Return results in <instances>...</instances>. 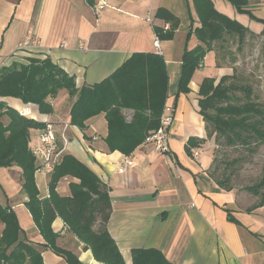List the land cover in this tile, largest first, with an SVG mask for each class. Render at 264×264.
<instances>
[{"label":"crops","instance_id":"0c3cea01","mask_svg":"<svg viewBox=\"0 0 264 264\" xmlns=\"http://www.w3.org/2000/svg\"><path fill=\"white\" fill-rule=\"evenodd\" d=\"M210 1L218 10L217 1L222 0ZM92 2L0 0V67L21 62L16 54L27 49L36 57L50 58L74 77L77 87L93 85L110 76L134 53L158 54L156 29L169 32L173 28L159 38V55L168 80L164 103L174 109L168 128L169 150L159 153L143 143L128 155L108 150L104 113L87 119L84 129L69 124L72 100L66 91L51 99L52 112L48 114L17 98L0 99L24 115L51 122L62 150L77 157L108 186L111 212L107 230L125 264H132L131 251L138 248L157 249L172 264H264V203L246 211L248 202L234 190L220 188L209 175L212 137L206 136L198 112L199 82L209 76L193 72L189 90L177 91L185 33L199 25L193 0H107L98 12L93 11ZM230 6L232 13L227 16L254 33L261 31ZM247 8L251 9L250 3ZM26 40L28 46L20 48ZM207 53L212 65L223 69L222 75L232 73L230 67L216 65L215 51ZM206 59L205 54L202 66ZM126 111L128 118L132 109ZM38 132L29 130V146L38 144ZM189 138L196 143L188 152ZM127 157L132 158L131 165H125ZM48 181L49 174L35 172L41 198L48 195ZM71 181L77 179H60L56 186L59 195L70 194ZM25 199L19 169L0 167V204L13 210L28 241L43 244ZM63 226L60 217L51 224L58 234V247L72 251L82 264H105L96 261L70 231L59 234ZM41 255L43 264H68L48 247Z\"/></svg>","mask_w":264,"mask_h":264},{"label":"trees","instance_id":"16d2710c","mask_svg":"<svg viewBox=\"0 0 264 264\" xmlns=\"http://www.w3.org/2000/svg\"><path fill=\"white\" fill-rule=\"evenodd\" d=\"M237 12L253 16L247 8V0H227ZM199 25L187 31L193 33L201 46L185 47L177 91L187 92L188 83L199 63L208 51H215L216 65L230 67L232 73L215 79L205 77L199 84V114L202 116L206 136L215 144L225 147H243L249 154L264 145V103L257 100L251 84L241 80L233 63L235 57L228 52L229 42L236 40L241 49L246 36L252 32L236 19L218 11L210 0H193ZM264 33V20L261 21ZM173 28L170 29V33ZM158 38L168 31L156 29ZM251 32V33H250ZM167 70L161 55L134 53L110 76L93 85L77 87L74 77L50 58L31 57L27 63L15 62L0 67V97L17 98L23 103L35 104L42 114L52 112L51 99L60 91L71 98L69 124L85 128V121L104 113L107 135L104 140L110 151L130 154L150 130L157 128L168 89ZM126 109H132L127 118ZM46 121H39L20 113L0 99V167L15 166L20 171L24 204L44 239L43 244L26 239L13 210L0 204V264H43L45 247L60 255L68 264H82L72 251L58 247V234L51 224L60 217L67 230L75 235L93 258L105 264H125L116 243L107 230L111 212L108 186L73 154L61 151L57 163L49 174L48 195L39 197L35 182L38 166L29 146V130L40 129ZM58 143V142H57ZM196 142L189 138L186 150ZM58 147L61 146L58 144ZM221 175L216 176L215 166L209 175L225 190H234L230 181L235 169L222 157ZM215 162V157L212 158ZM210 169V168H209ZM77 181L69 182L70 194L61 196L56 186L63 177ZM246 191V192H244ZM237 193V191H235ZM240 196L250 198L246 211L264 203V168L257 180L241 186ZM242 199V198H241ZM249 200V198H248ZM66 230V231H67ZM59 233V232H58ZM132 264H172L157 249L138 248L131 251Z\"/></svg>","mask_w":264,"mask_h":264},{"label":"rangeland","instance_id":"374dc122","mask_svg":"<svg viewBox=\"0 0 264 264\" xmlns=\"http://www.w3.org/2000/svg\"><path fill=\"white\" fill-rule=\"evenodd\" d=\"M247 3H250L251 5L250 12L253 16H250L247 13L236 12L241 16L243 15L252 28H255L256 31H260L263 28L261 21L264 20V0H247ZM217 7L219 11L225 14L231 15L232 13V7L226 1H217ZM252 34L254 36H246L241 49L237 48L236 40H233L228 43L229 48L227 50L228 52H231L236 59L233 63V68L238 76H240L241 80L244 82L252 85L254 96L257 97L258 101L264 103V33L260 34V32H252ZM184 45L188 49H192L198 45L201 46V42L193 33L188 36L186 32ZM16 55L20 56L22 63H27L28 58L35 57V54L27 49H21ZM206 58L208 59L204 61L202 68H196L194 72L198 75H208L215 80H219L224 73L223 69L215 68L212 65L209 53H206ZM199 83H201V80ZM210 149L212 158L215 157V162L210 164V169L208 171L213 170V166H215V169L217 170L215 171V175L220 176L223 166L219 160H221L222 157L229 161L238 158V162L232 163L230 161L231 165H233V167H230V170L235 169L230 183L235 191H237L238 196L244 199L243 202H249L250 198L257 200V197L253 195H250V197L248 196L247 198L240 196L242 194L241 186L250 184L259 177L264 168V145L258 146L253 154H249L243 147H225L220 144H215L213 139H211Z\"/></svg>","mask_w":264,"mask_h":264},{"label":"built area","instance_id":"2783aa9c","mask_svg":"<svg viewBox=\"0 0 264 264\" xmlns=\"http://www.w3.org/2000/svg\"><path fill=\"white\" fill-rule=\"evenodd\" d=\"M107 0H93L91 7L94 12L100 11L107 5ZM29 40L24 41L19 45L20 48L28 46ZM154 45L156 53L162 54L161 47L159 45V38L154 37ZM202 66V61L199 63V67ZM174 117V109L171 105L164 104L162 112L159 117V124L157 128L150 130L143 140V144L149 146L154 151L163 153L169 150L168 145V128L170 127ZM64 139V138H63ZM65 140V139H64ZM38 144L31 147V151L37 159L38 166L36 171L43 174H50L54 168V165L58 161V157L62 151V148L58 147L54 127L51 122L46 121L45 126L39 129L38 132ZM196 154V151H193ZM125 165H131L133 163L132 158L127 157L125 159ZM122 169V168H120ZM67 230L66 225L63 226L59 234H63Z\"/></svg>","mask_w":264,"mask_h":264}]
</instances>
